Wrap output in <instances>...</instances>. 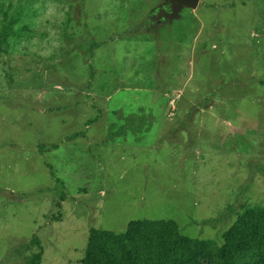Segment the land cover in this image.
Here are the masks:
<instances>
[{
    "label": "rangeland",
    "instance_id": "1",
    "mask_svg": "<svg viewBox=\"0 0 264 264\" xmlns=\"http://www.w3.org/2000/svg\"><path fill=\"white\" fill-rule=\"evenodd\" d=\"M164 2L0 0V264L144 219L222 245L264 207V0L146 27Z\"/></svg>",
    "mask_w": 264,
    "mask_h": 264
},
{
    "label": "trees",
    "instance_id": "2",
    "mask_svg": "<svg viewBox=\"0 0 264 264\" xmlns=\"http://www.w3.org/2000/svg\"><path fill=\"white\" fill-rule=\"evenodd\" d=\"M1 15L7 14L0 7ZM27 30L10 26L4 35ZM64 200L62 195L59 210ZM224 239L218 245L185 237L174 220L131 221L123 233L91 229L82 264H264V207L251 208L249 218L237 221ZM32 243L39 249L32 264H41V241L35 237Z\"/></svg>",
    "mask_w": 264,
    "mask_h": 264
},
{
    "label": "water",
    "instance_id": "3",
    "mask_svg": "<svg viewBox=\"0 0 264 264\" xmlns=\"http://www.w3.org/2000/svg\"><path fill=\"white\" fill-rule=\"evenodd\" d=\"M201 0H165L163 4L154 9L149 16L146 27H153L159 23L172 22L180 18L185 8H198Z\"/></svg>",
    "mask_w": 264,
    "mask_h": 264
},
{
    "label": "crops",
    "instance_id": "4",
    "mask_svg": "<svg viewBox=\"0 0 264 264\" xmlns=\"http://www.w3.org/2000/svg\"><path fill=\"white\" fill-rule=\"evenodd\" d=\"M163 122H165V121H160V122H158V121H154V122H152V123H154L153 125H151V126H158L157 124H162ZM173 122V121H172ZM130 124H129V126H141V125H136L135 123H141V121H132V122H129ZM162 126H164L163 124H162Z\"/></svg>",
    "mask_w": 264,
    "mask_h": 264
}]
</instances>
